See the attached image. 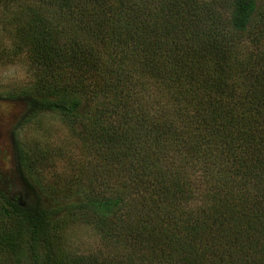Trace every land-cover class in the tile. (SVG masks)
Returning <instances> with one entry per match:
<instances>
[{
	"label": "trees",
	"instance_id": "obj_1",
	"mask_svg": "<svg viewBox=\"0 0 264 264\" xmlns=\"http://www.w3.org/2000/svg\"><path fill=\"white\" fill-rule=\"evenodd\" d=\"M25 1L27 119L59 114L80 153L49 182L15 140L0 264H264V0ZM82 222L101 251L70 249Z\"/></svg>",
	"mask_w": 264,
	"mask_h": 264
},
{
	"label": "rangeland",
	"instance_id": "obj_2",
	"mask_svg": "<svg viewBox=\"0 0 264 264\" xmlns=\"http://www.w3.org/2000/svg\"><path fill=\"white\" fill-rule=\"evenodd\" d=\"M25 3V0L7 4L0 2V166L3 172L9 174L14 169L13 175H18L16 178L24 185L28 180L21 172V175L17 173L19 166L13 155L16 141L13 147L12 131L14 140L18 139L24 146L38 144L41 149L53 154V164L45 171L49 182L66 176L70 170L69 161L75 153H80V143L59 114L43 112L27 119L30 99L18 92L30 86L34 74L26 54L17 48L13 32L15 19L12 18ZM59 149H64L65 155L58 153ZM15 197L18 198V194ZM66 236L74 252L92 253L104 248L98 231L87 223L71 224Z\"/></svg>",
	"mask_w": 264,
	"mask_h": 264
},
{
	"label": "flooded vegetation",
	"instance_id": "obj_3",
	"mask_svg": "<svg viewBox=\"0 0 264 264\" xmlns=\"http://www.w3.org/2000/svg\"><path fill=\"white\" fill-rule=\"evenodd\" d=\"M0 100H2V97H0ZM13 132V131H12ZM13 155H15L14 153H13ZM14 158H15V156H14ZM13 173H14V169L12 170V172L9 174V173H5V172H3L2 171V168H1V166H0V179L6 184V186H7V191H10V190H12L13 188H14V185H20L22 188H24V190H23V192H16V194H18V198L21 200V199H23V197L25 196V197H28V195H26L27 194V191H28V189L25 187V185L22 183V182H19L18 181V179L16 178V177H19L18 175L15 177L14 175H13ZM19 175H21V173L18 171L17 172ZM14 182H16V183H14ZM15 194V195H16ZM15 195H11L13 198H17V197H15Z\"/></svg>",
	"mask_w": 264,
	"mask_h": 264
},
{
	"label": "water",
	"instance_id": "obj_4",
	"mask_svg": "<svg viewBox=\"0 0 264 264\" xmlns=\"http://www.w3.org/2000/svg\"><path fill=\"white\" fill-rule=\"evenodd\" d=\"M13 135H14V133L12 132L11 133V142H12V145L14 147L15 146V140H14ZM14 183H16V182H14ZM0 189L6 191L7 193H9L11 195H15L17 191L21 193L24 190V188H22L20 185H17L16 184V185H14V188L12 190L7 191L8 190L7 189V186H6V184L1 179H0ZM26 195H29V192L28 191H27V194Z\"/></svg>",
	"mask_w": 264,
	"mask_h": 264
}]
</instances>
